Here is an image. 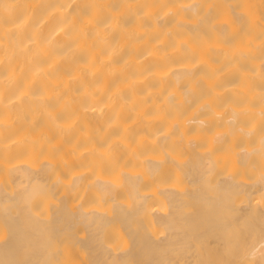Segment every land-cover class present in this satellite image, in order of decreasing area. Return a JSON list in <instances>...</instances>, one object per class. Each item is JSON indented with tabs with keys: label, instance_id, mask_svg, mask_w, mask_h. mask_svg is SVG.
<instances>
[{
	"label": "bare ground",
	"instance_id": "bare-ground-1",
	"mask_svg": "<svg viewBox=\"0 0 264 264\" xmlns=\"http://www.w3.org/2000/svg\"><path fill=\"white\" fill-rule=\"evenodd\" d=\"M0 264H264V0H0Z\"/></svg>",
	"mask_w": 264,
	"mask_h": 264
}]
</instances>
